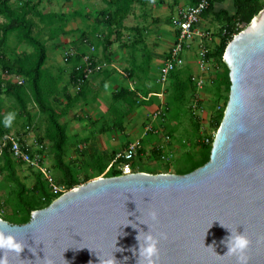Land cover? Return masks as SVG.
I'll use <instances>...</instances> for the list:
<instances>
[{
    "label": "water",
    "instance_id": "1",
    "mask_svg": "<svg viewBox=\"0 0 264 264\" xmlns=\"http://www.w3.org/2000/svg\"><path fill=\"white\" fill-rule=\"evenodd\" d=\"M242 29L223 56L230 89L209 161L182 176L98 178L25 225L0 219L24 247L7 264H148L146 235L158 241L152 264H264V10ZM228 229L249 241L243 259L226 254Z\"/></svg>",
    "mask_w": 264,
    "mask_h": 264
},
{
    "label": "trees",
    "instance_id": "2",
    "mask_svg": "<svg viewBox=\"0 0 264 264\" xmlns=\"http://www.w3.org/2000/svg\"><path fill=\"white\" fill-rule=\"evenodd\" d=\"M102 1L106 3L107 6L106 14L101 19L102 22L105 23L107 31L106 42L109 43V39L114 35L115 40L121 42V31L124 29L123 23L130 15L133 7L141 0ZM178 1L179 0H173L175 6H177ZM184 1H186L189 6H194L201 0ZM208 1L210 3V8L202 15L201 19L208 18L211 15L214 16L212 12L214 0ZM11 2L12 0H0V143L2 139L10 134L9 127L5 125L6 120L4 115L1 114L3 107L2 98L11 99L16 105L18 111L26 118L28 124L32 123L28 111L29 103H32L36 107L38 113L44 117L46 124L42 137L37 138L36 140L41 145L46 141L51 144L54 169L60 174V179L57 182L54 181V183L58 187H61L64 190L63 192H68L75 187L98 178L119 177L121 175L119 166L124 163H130L134 173L158 174L155 171H137L135 164H133L135 161L136 163H140L144 159H152L157 163L161 162L159 152L154 148L149 150L148 154L145 151L147 147H153L150 138L154 136L149 134L150 137L148 136L142 141V148L139 150L138 157L130 162L121 159L118 160L116 164H112L111 162H113L116 156L115 153H112L110 156L103 153L100 155L98 151L94 150L93 153L88 156L90 161L87 163L89 165L87 168L90 171L84 174L82 181L79 180L80 174L75 172L76 169L65 163L69 138L66 126L61 124L60 121L66 115V112L72 104L87 99L89 94L87 89L89 79L82 84L78 93H74L75 95L72 99L65 93V91H67L66 89L60 91L58 85L61 81V76L55 77L46 72L44 68L47 61L46 44L45 41L43 42L40 40L38 36L42 30L47 28L50 29L51 37H58L61 32H63L66 17L55 13L43 14L38 11L39 3L34 4L32 1H25L20 7L12 6ZM234 8L235 15L232 17L227 15H224L223 17L221 15L213 17L214 24L216 25L215 28L217 29V39L214 41L216 43L213 48L210 49L208 55V59L215 68L214 77L212 80H209L211 81L210 90L213 93V106L211 108L214 110V116L210 119L209 126L210 129L215 131L218 130L221 123L230 89L228 70L223 63V56L226 47L232 41L233 37L243 30V26L249 25L252 19L264 10V0H234ZM71 16L72 18H75L77 14ZM38 23L45 28L40 29ZM130 30L134 31V34L138 37L137 39H134V42L131 45L128 46L126 42L122 45V48H124V46L127 47L126 49L130 47L128 49L131 54V70L129 75L134 77L136 76L137 71L142 72L144 75H148L150 64L152 62V55L147 53L143 61L144 66L141 68L137 66L134 53L138 45H142L143 48H145L144 42H142L141 39L143 36L139 29ZM36 31L38 32L36 33ZM10 37H14L18 44L30 48L31 52L29 54L24 52L20 56L11 60L6 54L7 43ZM107 48L103 47V50L106 52ZM87 49L89 50V48ZM70 50L72 49H68L65 52L63 51L62 59L64 60L63 63L72 69L70 77L68 78V85L73 88L75 85L73 82L74 68L79 65L81 61L80 56L84 55V52H78L76 49L79 56L76 55L75 57L65 60L64 54ZM166 58L167 55L163 62ZM94 65L95 63H93V66ZM190 73L191 70L186 67L184 70H175L170 74L168 83L173 91V95L169 100L170 102L166 105L168 107L165 115L166 118L167 116H169V118H172L171 116H173V120L179 119L178 115L183 111L182 108L186 102L185 97L188 92L191 94L193 93V85L190 81L193 74L191 75ZM1 77H7V79ZM11 77L23 78L25 80L24 85L18 86L17 84L12 83L10 80ZM206 90L207 84L205 85L203 92L206 93ZM153 92L156 93L157 91ZM61 93H64L65 99H67V105L65 106L64 111L58 114L53 108L52 102L55 101V99L58 100ZM155 99L156 98L154 97L149 101H138L134 91L132 92L128 89L115 91L111 95V102L108 109L109 115L112 116L111 125L107 128H101L99 133L105 134L111 130L121 132L123 130L124 120L130 112L139 107V104H142V106L153 105ZM217 108L219 109L217 110ZM187 110L190 117V124L194 132L198 135L200 131L198 125L200 124L199 117L194 116L191 113L189 106ZM27 128L32 133V127L30 126H26L20 133L24 132ZM173 132L174 130L172 131V129H169V132L166 134V136L170 138L169 148L172 146L171 138L173 137ZM205 139V135L202 139L203 142H200L199 137L196 139V141H198L194 145L195 150L188 153L185 157L189 166L183 171H178L175 175L182 176L189 174L196 169L203 167L209 161L212 139L209 144L204 143ZM80 143L87 142L86 140H82ZM81 155L82 157L86 156L85 153H81ZM22 166L25 165L13 159L9 145L0 150V176L3 177L4 181L12 187L7 200L6 218H1L0 213V219L10 224L20 226L29 222L31 213L47 208L54 200L62 195L60 193H52L42 174L25 166L33 177V186L28 189L18 176V168ZM166 170L169 171L168 167Z\"/></svg>",
    "mask_w": 264,
    "mask_h": 264
},
{
    "label": "rangeland",
    "instance_id": "3",
    "mask_svg": "<svg viewBox=\"0 0 264 264\" xmlns=\"http://www.w3.org/2000/svg\"><path fill=\"white\" fill-rule=\"evenodd\" d=\"M25 1H32L34 4L39 3L38 9L41 10L50 8L48 10L61 11L64 12L65 15L68 13L69 16H65L66 20L64 22L69 25V27H77V25L85 27L88 24V22L85 21L83 18H72L70 14L72 12L74 13V11L80 5L88 4L89 0H70L69 2H66L65 0H12L11 5L20 7V5ZM64 3L71 4L72 6H68L64 9V5H62ZM145 3L147 4V7L143 10L140 7L136 6V12H145L147 18L145 19L138 15V19L129 18L126 21V24L131 27H141L146 25V27H142L147 30V34L144 35L143 40L145 48H143V46L141 45L138 46L135 50L134 57L136 59L137 66L141 68L142 66H144L143 61L146 57V54L149 53L153 56V62H151L150 64L148 75H144L140 71H137L136 76L134 77H131L129 75V72L131 70V54L129 51L125 56V62L123 63H121L120 60H118V62L112 61V65V63H108V61L106 62L105 59H102V61L99 60V62L101 63L100 67L104 68V66H106V68L108 69H114V72L117 73V75L114 74L116 75L115 79L112 78L104 80L105 82L100 86L101 82L103 81V74L101 72L99 76L97 75L95 77L94 83H96V88L90 92L92 94H89L86 100H80L72 104V106L66 112V115L62 118V122L66 123V126H68L67 135L69 138L65 163L69 164L72 168L76 169L75 172L77 174H80V181H82L84 174L90 171L87 168L89 166L87 163L90 161L88 156L91 155L94 150L98 151L100 155L101 153H103L109 156L119 150L116 153L118 154L122 151L120 149H122V144L125 142V140L132 141L136 138L139 139L144 132V127L150 124V115L155 110V106L157 104L156 99L154 100L153 105L142 106V104H139V107L135 108L132 112H130L124 120L123 130L121 132L111 130L105 134L99 133V130L101 128H107L111 125L112 116L109 115L108 109L111 102L110 93L112 91L119 89H128L132 92L134 91L138 101H144L142 100V98H146L149 95H153V91H159V86L156 83L157 74L163 64V61L161 59H163L162 57H165L168 51L170 50V42L172 41L170 29L171 27H168L166 20L168 19V16H170L171 18V16H173L178 11L177 9H179V5L175 6L173 0H147ZM53 4L55 6L51 7V5ZM147 9H150V11H147ZM157 18L158 20H160L158 23L147 26L152 19ZM169 20L170 19H168V23ZM158 25H160V27H157ZM155 27L158 29L157 32H151ZM204 29L213 33V41L209 46L211 49L216 43L214 41L217 39V29L215 27H205ZM86 30L89 32V28ZM37 32L38 31H36V33ZM97 34L101 35L102 37L104 36V32L99 30V27ZM38 36L42 41L43 39H47L48 37V35L42 31L39 33ZM136 37L137 36L134 33H130V36H126L124 41L129 46L132 44L131 40L135 39ZM98 42L99 44L95 48L96 54L100 53L99 47H101V41ZM14 43L15 44L12 45L13 54H7L8 57L10 56L9 58L12 59L17 56H20L23 52H27L26 50L28 49V47L26 46H23L20 49V46H18L19 44H17V41ZM50 45L51 43H46L48 56V60L46 61V67L50 68L51 70V68H58L59 63L54 65L53 63H55V61L52 63L50 61L49 56L52 55L54 57H57L63 51L61 49L62 47L51 48ZM68 49L76 51V47L71 46L70 48L66 47L64 52ZM156 57H158V59ZM186 62L187 58L184 59V67L179 69L177 68L176 71L184 70L187 67L185 66ZM193 63L195 67L193 70L195 71L197 70V68L195 62ZM116 65L119 66L115 69L114 66ZM210 72L211 73L208 74L207 77V90L206 93H204L203 112L199 114L200 124L198 125L200 127V131L198 135L194 132L190 124V117L187 109L188 106H190L189 102L192 98V94L188 92L187 96L185 97L187 103L185 102L184 107L182 108L183 111L178 115L179 119L173 120V116H171L172 118H169V116H167V118L165 117L166 121L159 120L151 124L154 130L157 131V134H150L154 136V138L151 137L150 139L155 141L157 140L156 143L159 142L161 138L169 132V129H172V131L174 130L172 135L173 137L171 138L172 146L170 148L168 147V150H170L172 157L168 158L164 162L161 161L160 163L154 162L152 159H144L140 163H136L135 161L133 164H135V168L137 169V171L142 170L145 172L155 171L158 174H176L178 173V171H183L187 168V166H189V163L185 157L188 153L193 152V150H195L194 145L198 141H196V139L199 137L200 142H203L202 139L204 137L205 131H211L209 126L210 123L208 121L210 119V115L214 116V110L211 108L213 106V93L210 90L211 81L209 80H212L214 77L215 68L213 65L212 71ZM105 84L106 88L109 89H105V87H103L105 86ZM60 86L62 87L61 89L67 90L65 91V93L68 94L72 99L74 93L73 88L68 85V78L62 76ZM114 87L116 89H114ZM172 95L173 91L171 90L170 84L168 83L165 94L166 105L170 102L169 100L172 98ZM55 101L52 102V106L55 111L59 114L64 111V108L67 105V99H65L64 93H61L58 97V100L55 99ZM2 110L4 118L6 120L5 125L7 127L12 126L15 131L14 133H20L25 129L26 126H30L32 127V135L35 139L42 137L46 127L45 119L41 114L38 113L36 107L32 103H29L28 106V111L32 119L31 124L27 123L26 118L23 117V115L18 111L16 105L11 99L4 100ZM82 140H86L87 143H80L82 142ZM42 145L44 147V155H47L45 160L46 169L49 171V175L52 177L53 181L57 182L60 179V174L54 169L51 154V144L46 141ZM145 151L148 154L149 148L147 147ZM81 153H85L86 156L84 155L85 157H82ZM167 167L169 171L166 170ZM18 176L28 189L33 186L32 174L25 166L18 168ZM11 189L12 187L4 181L3 177L0 176V213L1 218L3 219L6 218L7 200L9 198Z\"/></svg>",
    "mask_w": 264,
    "mask_h": 264
},
{
    "label": "built area",
    "instance_id": "4",
    "mask_svg": "<svg viewBox=\"0 0 264 264\" xmlns=\"http://www.w3.org/2000/svg\"><path fill=\"white\" fill-rule=\"evenodd\" d=\"M209 8V1L201 0L194 6L178 10L171 17L170 25L174 31V42L167 53L166 60L163 62L157 74L156 83L159 86V91L146 98H142L144 101H149L152 97H155L158 101L155 110L150 115V124L144 127V132L139 139L129 143L120 153L116 154L112 164H116V162L121 159L128 162L133 161L139 155V150L142 148V141L147 138L149 134H157V131L154 130L151 124L159 120H165L164 118L167 111L165 94L169 76L172 72L177 70V68L184 67L185 55L192 51L195 52L194 56L197 70L190 78L193 85V93L189 107L194 116L199 117V114L203 112V90L207 84L208 74L212 71V64L208 59V55L210 52L209 46L213 41V33L200 28V21L202 15L208 11ZM88 48V52L80 56L81 61L79 65L74 68L73 82L75 85L73 91L75 93H78L82 84L96 72L95 65L93 66L94 59H92L95 48L93 46H89ZM76 55L79 56L76 51L70 50L64 54V59L66 60ZM3 79H7V77H3ZM10 80L18 86H22L25 83V80L21 77H11ZM218 109L219 108H217V110ZM212 117L213 116L210 115V119H212ZM210 119L208 122H210ZM215 134L216 131L213 129L209 132L205 131L204 135L206 139L204 143L209 144L211 139L213 142ZM169 143L170 138L165 135L159 142L155 143L153 147H149V150L154 148L159 152L160 161L164 162L172 157L170 150H168ZM7 145H9L10 153L15 161L42 174L52 193H65L61 187H58L54 183L52 177L49 175V171L46 169L45 164L44 147L37 142L28 128L20 134H9L2 139L0 150ZM119 169L121 171V176L134 173L130 163L120 165Z\"/></svg>",
    "mask_w": 264,
    "mask_h": 264
},
{
    "label": "crops",
    "instance_id": "5",
    "mask_svg": "<svg viewBox=\"0 0 264 264\" xmlns=\"http://www.w3.org/2000/svg\"><path fill=\"white\" fill-rule=\"evenodd\" d=\"M65 1L69 2L70 0H65ZM146 1L147 0H141L138 4H136L133 7L130 15L124 21V23H123L124 29L121 31L122 32V41L121 42H117L115 40V35L112 36L109 39V43L106 42L107 41V31H106L105 23L102 22L101 19L106 14L107 6H106V3H104L102 0H89L88 4L80 5L74 11V13L72 12L70 14V16L73 15V14H77L76 18H83L85 21L88 22L87 26L84 27V26H78L77 25V27H69V25H67L65 23V27H63V32H61V34L58 37H53V36L51 37L50 29H47L44 26H42L40 23H38L40 29H44L45 28L44 30H42V32H44L45 34L48 35L47 39H43V41H45V44L47 42L51 43V45H50L51 48L52 47H54V48L62 47L61 49H62V51H64L66 47L70 48L72 46V47H76L78 52H81V53L84 52V54H85V52L86 53L88 52L87 48L89 46H93L94 48H96V46H98V44H99L98 41H101V43H100L101 47H99L100 53L96 54V50H95V52L93 53V56H92L93 59H94L96 72H95V74L92 77L89 78V81H88L89 85H88V88H87L88 91H89V94H92L90 92L93 89L96 88V83H94V81H95V77L97 75L99 76L101 72L103 74V81L101 82L100 86L105 82L104 80L112 79V78L115 79V77L117 75V73H115L114 69H112V68L108 69V68H106V66H104V68L100 67L101 63L99 62V60L102 61V59H105V61L106 62L108 61V63H112V61H117L118 62V60H120L121 63L125 62V56L127 55L128 51H129L128 49L130 47L128 49H126L127 47L124 46V48H122V45L125 44V41H124L125 37L126 36H130V33H134V31H132L130 29H139V31L141 32V34L143 36L141 38L142 42H144L143 41L144 40V35L147 34V30L145 28H142V27H146V25L141 26V27H137V26L136 27H131V26H128L126 24V21L129 18L138 19V15L146 19L147 17L145 15V12H143V13L142 12L141 13L136 12L137 11L136 10V6L140 7L143 10L147 7V4L145 3ZM62 5H64V9L67 8L68 6H70V7L72 6L71 4H68V3H64ZM54 6H55L54 4L51 5V7H54ZM177 6L179 7V9H177V10H180V9H184L186 7H189V4L186 1H184V0H179ZM48 9H50V8H48ZM48 9H45V10L38 9V11L43 13V14L55 13V14L63 15V16H66V17L69 16L68 13L65 15L64 12L55 11V10H48ZM212 9H213L212 12H213L214 16L211 15L208 18H202L201 21H200V28L204 29L205 27H216V25L214 24V21H213V17H216L217 15H221L222 17L224 15H227L229 17H232V16L235 15L234 0H214ZM147 11H150V9H147ZM168 19H171L170 16H168ZM168 19L166 20V23H167L168 27H171L170 20H169V23H168ZM159 21L160 20H158V18L157 19H152L151 22H149V24L147 26H150L151 24L158 23ZM77 22H78V20H77ZM0 23H1V20H0ZM98 27H99V30L104 32V36L103 37L101 35L97 34L98 33ZM157 27H160V25H158ZM88 28H89V32L86 30ZM170 29H171V36H172V41L170 43H171V46H172V44L174 42V31L172 30V28H170ZM157 30L158 29L155 27L151 32H157ZM137 37L135 39H137ZM14 42H16L15 38L14 37H10L9 41L7 43V50H6L7 52H6V54H8V53H9L8 55H11V53L13 54L12 45L15 44ZM131 42L133 43L134 39H132ZM10 46H11V48H10ZM18 46H20V49H21L24 45H20L19 44ZM138 46H140V45H138ZM103 47H106V48L108 47L106 52L103 50ZM9 48H10V50H9ZM26 51H27L26 53L29 54L31 52V49L28 48ZM19 54H21V53H19ZM194 54H195V52L192 51V52H189V53H187L185 55V59L187 58V62L185 64V66H187V68L189 70H191V73H190L191 75L196 72V70L195 71L193 70L195 68L194 67V63H193V62H195ZM62 56H63V52L57 57H54L52 55L49 56L50 57V61L52 63L55 61V63H53L54 65L59 63V67L58 68H56V69H52L51 68V70H50V68H47L46 65L44 67L48 74L53 75L55 77L56 76L57 77L61 76V80H62V76H65L66 78H69L70 77V73L72 71V69L69 66H67V65H65L63 63ZM152 58H153V56H152ZM156 58L158 59V57H156ZM162 58L163 59H161V60L163 61L165 59V57H162ZM10 59L12 60V58H10ZM47 60H48V56H47ZM195 64H196V62H195ZM50 65H52V64H50ZM112 65H113V63H112ZM118 66L119 65H116V66H114V68L116 69V68H118ZM114 74H116V75H114ZM1 78H3V77H1ZM109 82H110V80H109ZM60 85H61V81H60V83L58 85V89L61 91L62 87ZM103 87H105V89H109V88H106V84ZM114 89H116V88L114 87ZM115 91H118V90H115ZM115 91H112L110 93V98H111V95ZM73 93H75V92L73 91ZM4 100H5V98H2V106H3ZM1 112H2L1 114H3V110ZM60 123L63 124L64 126H66V123H63L62 120L60 121ZM8 127L10 129V134H13L15 132L14 128L12 126H8ZM66 128H67V133H68V126H66ZM15 134H18V133H15ZM123 137H124V134H123ZM118 138H122V137H118ZM135 140H137V138ZM135 140H132V141L125 140V142L122 144V149H120V150H123L129 143H131V142H133ZM152 143L154 145L156 143V141L152 140ZM118 151H116L115 154ZM46 156L47 155L45 154V159H46Z\"/></svg>",
    "mask_w": 264,
    "mask_h": 264
},
{
    "label": "clouds",
    "instance_id": "6",
    "mask_svg": "<svg viewBox=\"0 0 264 264\" xmlns=\"http://www.w3.org/2000/svg\"><path fill=\"white\" fill-rule=\"evenodd\" d=\"M230 233L231 235L226 241H224L228 249L226 254H237L238 258L243 259V257L239 254H242L247 249L249 241L243 234H237L234 236L231 231ZM157 244L158 241L151 235H146L143 246H141V243L139 241L140 260L147 261L148 264H152L153 258H157ZM23 248V245L15 240L14 237L0 233V250H3V255L0 256V264H7L6 254L8 252H14L19 255L23 251Z\"/></svg>",
    "mask_w": 264,
    "mask_h": 264
}]
</instances>
